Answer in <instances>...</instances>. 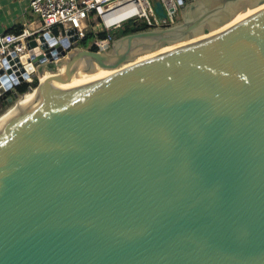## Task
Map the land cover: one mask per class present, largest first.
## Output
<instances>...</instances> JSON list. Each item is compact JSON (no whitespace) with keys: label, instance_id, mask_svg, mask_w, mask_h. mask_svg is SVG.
Returning a JSON list of instances; mask_svg holds the SVG:
<instances>
[{"label":"water","instance_id":"water-1","mask_svg":"<svg viewBox=\"0 0 264 264\" xmlns=\"http://www.w3.org/2000/svg\"><path fill=\"white\" fill-rule=\"evenodd\" d=\"M44 39L0 62L9 102L65 65L0 110V264H264V0H193L64 63L77 36Z\"/></svg>","mask_w":264,"mask_h":264},{"label":"built area","instance_id":"built-area-1","mask_svg":"<svg viewBox=\"0 0 264 264\" xmlns=\"http://www.w3.org/2000/svg\"><path fill=\"white\" fill-rule=\"evenodd\" d=\"M157 1L161 3L165 12L162 18L157 17L154 13L151 0H29L28 7L36 17L38 24L34 28H22L17 33L0 34V62L6 56H10L11 59L22 55L28 56L27 43L31 40L37 42L40 35L45 37L44 40L48 42V48H52L62 38L68 39L72 35L77 36V40L69 43V49L66 50L65 56L58 60L66 59L67 53L75 48L91 50V47L94 46L96 47L94 51L105 52L113 42L111 32L124 26V23L133 20L139 22L144 28L170 27L180 21L177 20L179 10H182L184 5L193 0H184L183 3H180V0ZM118 10H123L120 14L131 13L132 16L118 24H108L105 16ZM69 30H74V33L68 35ZM97 31H103L105 36L92 38L85 46L79 44L88 32L96 33ZM35 68L36 66L33 68L34 76L29 75L21 81L18 80V76L22 77L21 72L15 75L14 79L17 80V83L12 86L15 88L24 81L32 78L38 79L39 76ZM4 92L7 93L6 97L3 98L0 95V98L7 102V97H12V93L8 90Z\"/></svg>","mask_w":264,"mask_h":264},{"label":"crops","instance_id":"crops-1","mask_svg":"<svg viewBox=\"0 0 264 264\" xmlns=\"http://www.w3.org/2000/svg\"><path fill=\"white\" fill-rule=\"evenodd\" d=\"M29 0H0V34L15 25L34 28L38 21L28 7ZM31 28V27H29Z\"/></svg>","mask_w":264,"mask_h":264},{"label":"trees","instance_id":"trees-1","mask_svg":"<svg viewBox=\"0 0 264 264\" xmlns=\"http://www.w3.org/2000/svg\"><path fill=\"white\" fill-rule=\"evenodd\" d=\"M29 27L32 28V25L29 24ZM22 29V26H19V25H15L9 29H7L5 31V33L7 32H13V33H17L19 32L20 30ZM144 29V27L138 23V22H135V21H131L129 22L127 25L125 24V26H123L122 29H120L123 34L122 35H126V34H129V33H133V32H138V31H142ZM105 36V33L103 31H97L96 33H91V32H88L85 36V38H83L81 41H80V45L82 46H85L87 45L91 40L92 38H102ZM121 36V35H120ZM119 37V36H118ZM91 50H96V47L92 46L91 47ZM46 74V72H45ZM36 86V78H32L31 80H28V81H24L20 84H18L17 86H15V93L17 95H22L26 92H28V89L29 88H34ZM6 103V101L3 99V98H0V103Z\"/></svg>","mask_w":264,"mask_h":264},{"label":"bare ground","instance_id":"bare-ground-1","mask_svg":"<svg viewBox=\"0 0 264 264\" xmlns=\"http://www.w3.org/2000/svg\"><path fill=\"white\" fill-rule=\"evenodd\" d=\"M124 10V9H123ZM123 10H118V11H115L113 13H110L108 15L105 16V20L108 24H118L124 20H127L128 18H130L132 15L128 14V13H124V14H120L123 12ZM67 59V57H66ZM66 59H63V63L66 62ZM87 62L85 61H79L77 62L74 67H77V66H80L82 64H85ZM73 67V68H74ZM64 68H65V65L63 64L62 66H60L59 68H57L54 72H46L48 75H46L45 73L42 75V76H39V80H38V83H42V82H47V81H53L55 79H57L61 74L64 73ZM22 74V73H21ZM20 75V74H19Z\"/></svg>","mask_w":264,"mask_h":264},{"label":"rangeland","instance_id":"rangeland-1","mask_svg":"<svg viewBox=\"0 0 264 264\" xmlns=\"http://www.w3.org/2000/svg\"><path fill=\"white\" fill-rule=\"evenodd\" d=\"M177 20H181V9L179 10V12H178V16H177ZM132 21V20H131ZM131 21H129V22H131ZM129 22H127L126 23V25L129 23ZM139 23V22H138ZM124 26H125V23L123 24ZM122 26V25H121ZM123 28V26L121 27V28H119V29H116V30H113L112 32H111V34L113 35V41L115 40V39H117V38H119V37H121V36H123L122 34H123V32L120 30V29H122ZM121 35V36H120ZM119 36V37H118ZM49 74V73H48ZM47 73H46V75H48ZM39 82H40V80H39ZM36 84H39L38 83V79H36ZM21 96V95H20ZM20 96H17V98L18 97H20ZM17 98H13V100L11 101V102H13L15 99H17ZM11 102H9V101H7L6 103L4 102V103H0V110H2L3 108H5L8 104H10Z\"/></svg>","mask_w":264,"mask_h":264},{"label":"flooded vegetation","instance_id":"flooded-vegetation-1","mask_svg":"<svg viewBox=\"0 0 264 264\" xmlns=\"http://www.w3.org/2000/svg\"><path fill=\"white\" fill-rule=\"evenodd\" d=\"M184 8V7H183ZM208 25L207 24H205L204 26H203V31L205 32V33H207L208 32ZM192 34H189V36H191Z\"/></svg>","mask_w":264,"mask_h":264}]
</instances>
